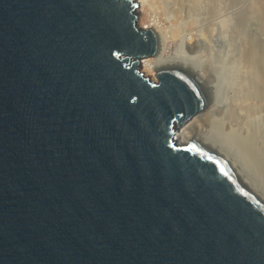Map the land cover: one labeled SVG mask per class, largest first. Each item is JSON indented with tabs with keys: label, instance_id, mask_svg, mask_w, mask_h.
I'll return each instance as SVG.
<instances>
[{
	"label": "water",
	"instance_id": "water-1",
	"mask_svg": "<svg viewBox=\"0 0 264 264\" xmlns=\"http://www.w3.org/2000/svg\"><path fill=\"white\" fill-rule=\"evenodd\" d=\"M136 0H0V264H264V197L181 142L215 101L139 68Z\"/></svg>",
	"mask_w": 264,
	"mask_h": 264
},
{
	"label": "rangeland",
	"instance_id": "rangeland-1",
	"mask_svg": "<svg viewBox=\"0 0 264 264\" xmlns=\"http://www.w3.org/2000/svg\"><path fill=\"white\" fill-rule=\"evenodd\" d=\"M163 2V5L157 4L156 6H158V9H163L162 11L169 18L168 21L170 20V24L168 22V34L172 37L167 45L168 50L175 53L183 41H187L188 47L191 46V43H195L198 48L197 53L200 54V64L203 69L205 68V71H209L207 72L209 77L211 76L209 80L212 79V82L216 81L217 83L222 74H225L230 80L229 75L231 74L232 89L229 90V86L223 83L224 86L221 90L222 102L224 101L222 103L223 111L217 114V117L222 118L230 114V117H232L230 122L236 132L235 135L229 133L231 129L228 128V119L225 120V127L222 131L220 127L215 128V131L218 135L220 134L219 136L222 137L225 144H231L232 140L235 141L239 136H245L253 140L256 148L260 149L259 153H263V155L260 153L261 157H264V94L260 97L257 96L256 99L251 93V89L256 86L248 77L247 68L244 66V56H242L244 49L246 50L249 45L255 44L256 47H260H257L258 59H261L259 62L264 66V0H212V2L210 0H187L182 12L179 13L175 10V0H163ZM195 4H197L196 6L200 5L195 7ZM136 13L137 23L143 28H148L149 26H144L141 23L140 7L138 11L136 10ZM142 60L144 62L146 59L143 58ZM143 68L141 67V69ZM148 76L156 79V73L155 76ZM225 85L229 91L225 89ZM245 94L247 97L251 94L253 97L249 96L252 100L247 98ZM237 95L245 96L246 100L250 99L252 102L250 100L245 101L246 105L245 102L239 103L244 101L245 98H241L242 101H239L240 97L238 98ZM208 128H211L210 124L205 127V129ZM248 161L251 164L250 166L253 167V170L250 169L251 173H248V177L252 178L253 182L260 181L264 185V178L262 177L264 171L263 173L258 172V170L260 171V165L259 167L257 164L254 166V160L252 159ZM262 168L264 167L262 166Z\"/></svg>",
	"mask_w": 264,
	"mask_h": 264
},
{
	"label": "bare ground",
	"instance_id": "bare-ground-1",
	"mask_svg": "<svg viewBox=\"0 0 264 264\" xmlns=\"http://www.w3.org/2000/svg\"><path fill=\"white\" fill-rule=\"evenodd\" d=\"M136 1L140 5L139 7H140V13H141V23L144 26H149L148 28H150V27L154 28L156 30V32L158 33L159 39H160V49H159L158 54L155 56H152V57L145 58L146 60L144 62L142 60L139 64L140 65L139 68L141 69V67L143 68V66H145V68H143L141 70L144 73L151 75V76H155V73L157 71L156 68L163 66V65L177 66V67L186 69L195 78H197V80L200 82V84H202L207 90H209L211 93H213L215 95L214 103L211 105V107H209L207 110H205L201 114L199 121L187 132V134L184 136V138L182 139L181 142L186 143L188 141H195V142H199L201 144L213 145V146L219 148L220 150L225 152L233 161H235L245 171L247 176H248V173H251V170H253V167L250 166L251 164L248 163L249 162L248 160L252 159V160H254V166H255V164H257L258 167L260 165V168H259L260 171L258 170V172L263 173L264 168H262V166L264 167V157H261V154L263 155V153L262 152H260L261 154L259 153L260 149L258 150L256 148V145L254 144L253 140H250V139L246 138L245 136H242V137L239 136L235 141L232 140L231 144H228V143L225 144V142L222 141V137L219 136L220 134L218 135V133L215 131V128H218V127H220L221 131H222L225 127V120L228 119V121H229L228 122V128L231 129V131L229 133L232 135H235V132H236L235 131L236 129L234 128L233 124L230 122L232 120L231 119L232 117H230V114H228L227 116L225 115L222 118L217 117V114H219L223 111L222 103H224V101L222 102V96H221L222 86H224V84H226L227 86H229V90L232 89V84H231L232 79L230 76L231 74L229 75L230 80H228V78L225 76V74L220 75V77L222 79L219 78V82H217V83H216V81L212 82V79L209 80L211 78V76L209 77V74L207 73L209 71H205L204 70L205 68L203 69V67L200 64L201 63V59L199 58L200 54L197 53L198 48H197V45L195 43H191V46L188 47L189 44L187 43V41H183L182 44H180V48L175 53H173L172 51H169L167 45L169 44V40L172 37V35L168 34V32H169L168 31L169 30L168 29V27H169L168 22L170 20L168 21L169 18L165 15V12L162 11L163 9H161L160 7H159L160 9H158V6H156L157 4L161 5L162 3H164L163 0H136ZM196 1H198V0H196ZM210 1L212 2V0H210ZM186 2H187V0H175V2H174L175 3V10H177L178 13L182 12L183 6L185 5ZM196 5L197 4H195V7H198L200 4L198 6H196ZM139 7H137V11H138ZM194 10H195V8H194ZM195 11H197V10H195ZM169 24H170V22H169ZM254 45L251 44V45H249V47L245 46L248 48L246 50L244 49V54L242 56H244V66H246V68H247L246 71H247L248 77L251 81H253V85L256 86L253 89H251L252 90L251 93L257 99V96L260 97V96H262V94H264V66L262 64H260V62H259V60H261V59H258L259 58L258 48H260V47L257 46L258 47L257 48L256 45L255 46ZM187 48L188 49L190 48V49L188 50ZM261 65H262V67H261ZM228 72H226V73H228ZM244 84H242V85H244ZM226 85H225V87H226L225 89L227 90L228 87ZM223 89H224V87H223ZM229 90H227V91H229ZM247 93H250V92H247ZM249 95H251V94H249ZM249 95L247 97L245 94V96L247 98H251L252 95L251 96H249ZM245 96L243 97L241 95H237L238 98L240 97V99H238L239 101H242V99L245 98L244 101L239 102V103H244L245 101L247 102L250 100V99L246 100ZM251 100H252V98H251ZM253 101H254V99H253ZM246 102H245V105H246ZM239 108H241V107L239 106ZM237 112H239V111H237ZM209 124L211 125V128L205 129V127L208 126ZM219 129H218V132L220 131ZM232 138H234V136ZM235 142H237V143H235ZM246 160H247V162H246ZM258 167H256V168H258ZM262 177L264 178V176H262ZM250 180L254 184L256 189L264 197V185L260 181H257V183H256V181L253 182L252 178Z\"/></svg>",
	"mask_w": 264,
	"mask_h": 264
}]
</instances>
